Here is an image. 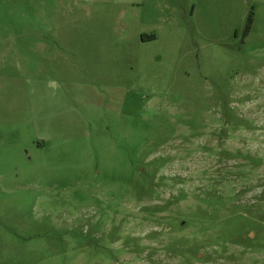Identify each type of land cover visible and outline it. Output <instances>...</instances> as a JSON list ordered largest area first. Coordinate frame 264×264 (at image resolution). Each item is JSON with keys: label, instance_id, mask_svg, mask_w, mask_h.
<instances>
[{"label": "rangeland", "instance_id": "rangeland-1", "mask_svg": "<svg viewBox=\"0 0 264 264\" xmlns=\"http://www.w3.org/2000/svg\"><path fill=\"white\" fill-rule=\"evenodd\" d=\"M0 264H264V0H0Z\"/></svg>", "mask_w": 264, "mask_h": 264}, {"label": "flooded vegetation", "instance_id": "flooded-vegetation-1", "mask_svg": "<svg viewBox=\"0 0 264 264\" xmlns=\"http://www.w3.org/2000/svg\"><path fill=\"white\" fill-rule=\"evenodd\" d=\"M220 111V113H219V116H218V119H217V121L218 122H220V123H224V122H226V125H231V126H233V127H235L234 126V122L232 121V118H229V117H227L226 115L224 116L222 113H221V110H219ZM230 116L232 117V115L230 114ZM219 137H220V140L222 139V137H225V134H224V131H222V129H220V132H219Z\"/></svg>", "mask_w": 264, "mask_h": 264}, {"label": "trees", "instance_id": "trees-1", "mask_svg": "<svg viewBox=\"0 0 264 264\" xmlns=\"http://www.w3.org/2000/svg\"><path fill=\"white\" fill-rule=\"evenodd\" d=\"M251 22H252V21H251V17L248 16V19H247V25H246V27H245L244 34H247V33L249 32ZM148 39H149V40L154 39V35L149 36Z\"/></svg>", "mask_w": 264, "mask_h": 264}]
</instances>
